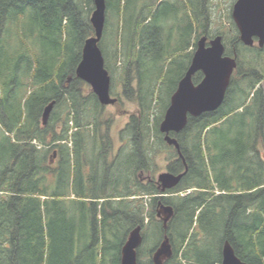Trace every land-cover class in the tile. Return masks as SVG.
I'll return each instance as SVG.
<instances>
[{"label":"trees","instance_id":"obj_1","mask_svg":"<svg viewBox=\"0 0 264 264\" xmlns=\"http://www.w3.org/2000/svg\"><path fill=\"white\" fill-rule=\"evenodd\" d=\"M140 1L105 0L104 67L111 78L110 59L121 64L122 94L137 107L113 153L110 120L75 76L93 35L92 0H0V264H120L137 226V264H152L164 237L172 253L163 264H221L225 241L246 264H264V49L244 46L233 22L230 46L217 32L237 65L221 106L170 134L179 157L159 124L208 34L207 0L173 5L169 16L160 0ZM160 153L167 171L186 169L164 192L152 169ZM162 205L173 209L165 230Z\"/></svg>","mask_w":264,"mask_h":264},{"label":"water","instance_id":"obj_2","mask_svg":"<svg viewBox=\"0 0 264 264\" xmlns=\"http://www.w3.org/2000/svg\"><path fill=\"white\" fill-rule=\"evenodd\" d=\"M93 10L89 22L93 35L84 41L81 58L75 70V76L89 86L98 103L102 106H113L117 99L110 95V76L104 67V59L98 46L105 24V0H92ZM231 19L237 29L239 41L246 47L264 46V0H236L231 9ZM236 55L226 56L221 36L207 40L202 36L196 43L189 66L179 80L174 93L171 95L159 132L168 146L174 147L179 157V145L170 134L181 132L188 116L198 117L204 113L216 111L222 104L231 76L236 68ZM201 73L202 78L194 84L193 76ZM51 101L43 110L41 124L46 125L53 109ZM186 169L177 175L169 171L159 173L156 183L161 192L170 190L178 185L185 175ZM173 216L169 205L160 206L157 217L161 219L163 229ZM141 226L132 229L121 248L120 264H137V249L142 243ZM171 246L168 239L164 240L152 254V264H163L171 256ZM221 264H246L234 253L231 245L225 241L222 246Z\"/></svg>","mask_w":264,"mask_h":264},{"label":"rangeland","instance_id":"obj_3","mask_svg":"<svg viewBox=\"0 0 264 264\" xmlns=\"http://www.w3.org/2000/svg\"><path fill=\"white\" fill-rule=\"evenodd\" d=\"M154 2V0H141L140 2H142V4L144 2ZM156 1V0H155ZM236 0H207L206 1V7H207V12L206 14L208 15V20H209V24L207 25L206 31L208 32L207 34V39L210 40L212 38H214L215 36H220L217 35V32L220 31L222 32L225 36H227V44L228 46H230V41L232 36H235L234 32L232 34V28H231V9H232V5ZM197 2H199L198 0H160V2L157 3L156 5V9H158L159 7H161L160 10H163L165 13H167V15L169 16L170 14H174L172 10L171 6L175 5L177 7H181L183 4L184 6L187 3H192V4H197ZM137 0H130V6H137L136 5ZM163 3V5H162ZM166 4V5H164ZM163 6H167V7H163ZM142 6H138L136 12L139 11V9ZM198 7V4H197ZM93 10V4H92V9L89 13V16L91 14ZM130 10L133 11V9L130 7ZM141 11H144L142 17L148 15V11L143 9ZM111 14V13H110ZM180 16V15H179ZM108 25L107 27H110L114 22L116 23V19L113 17V15L111 14L108 17ZM114 18V19H113ZM148 19V18H145ZM169 21L168 20V26L164 27L165 28H170L169 25ZM112 27H110L109 29H111ZM204 36V35H202ZM200 39V37H199ZM198 39V40H199ZM166 40V39H165ZM197 43V42H196ZM254 45L257 47V41L255 40ZM225 47V46H224ZM196 47L193 48V51L195 50ZM110 52L113 51V47H110ZM262 49H264V46L262 47ZM190 50H192V47L189 48V50L187 52H189ZM112 55V54H111ZM226 56H229L227 54H225ZM111 61L109 62V66H110V72H111V93L110 95L114 98H116L118 100V102L113 105V106H105L102 107V113H103V117L106 120H110V126L108 129V135L109 138L111 140V150L113 153H116L117 150L120 148L121 146V140H120V131L124 128L125 124L127 123L129 116L134 114L136 112V104L130 100L129 98L125 97L122 94V70L121 68V64L119 62H117L116 64H114L113 59H110ZM151 60V59H150ZM109 74V73H108ZM110 76V74H109ZM88 86V85H87ZM89 88V86H88ZM69 145V144H68ZM88 146V143L86 144ZM1 154V151H0ZM50 163H53L56 160V155L55 153L52 151L50 153ZM260 155H262V158L264 159V150H261L260 148ZM167 154L166 153H160L155 159H154V167L153 169V178L155 179L156 182V176L159 173L165 172L167 171V164L168 161L166 160Z\"/></svg>","mask_w":264,"mask_h":264},{"label":"flooded vegetation","instance_id":"obj_4","mask_svg":"<svg viewBox=\"0 0 264 264\" xmlns=\"http://www.w3.org/2000/svg\"><path fill=\"white\" fill-rule=\"evenodd\" d=\"M208 40V39H207Z\"/></svg>","mask_w":264,"mask_h":264}]
</instances>
